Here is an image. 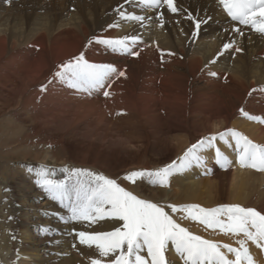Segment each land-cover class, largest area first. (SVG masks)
Segmentation results:
<instances>
[{"label": "bare ground", "instance_id": "6f19581e", "mask_svg": "<svg viewBox=\"0 0 264 264\" xmlns=\"http://www.w3.org/2000/svg\"><path fill=\"white\" fill-rule=\"evenodd\" d=\"M15 1L33 0H0V179L11 188L6 194L17 220L15 241L8 232L0 236L6 263L11 255L15 264L114 259L80 244L76 232L113 231L122 222H65L61 217L70 215L68 209L35 183L42 166L52 179H66L65 168L97 169L126 186L128 173L179 165L193 144L228 129L264 145V123L240 111L264 117V34L231 20L219 0H175V13L164 4L146 8L141 0H49L45 16L31 17L15 13ZM70 1L77 9L66 12ZM121 11L145 19H125ZM197 20L207 22L194 35ZM124 36L139 37L131 46L139 56L98 43ZM226 44L232 45L227 51ZM81 54L90 63L114 65L125 76H113L91 94L55 77L61 65ZM216 145L229 166L222 167L214 150H207L204 165L174 171L167 186L136 182L128 191L163 206L192 233L238 247L242 237L208 229L168 207L239 204L264 213V172L242 168L234 146L219 139ZM10 224L0 222L4 231ZM45 226L50 234H43ZM249 249L256 264H264V250L252 242ZM141 254L147 257L146 250ZM166 257L169 264H184L171 245Z\"/></svg>", "mask_w": 264, "mask_h": 264}, {"label": "snow or ice", "instance_id": "6c2138e0", "mask_svg": "<svg viewBox=\"0 0 264 264\" xmlns=\"http://www.w3.org/2000/svg\"><path fill=\"white\" fill-rule=\"evenodd\" d=\"M128 2L131 3V0ZM141 3L146 8H158L164 4L171 12L178 11L175 0H141ZM219 4L231 20L264 34V0H219ZM119 14L129 20L145 19L142 15L126 14L123 11ZM160 19L163 26V14ZM189 19L194 18L189 16ZM202 22L207 21L195 22L194 35L198 34ZM235 30L240 32L239 28ZM138 41L137 36H124L118 39H99L98 43L107 45L115 53L139 56V52L132 51L131 47ZM231 47V44H226L224 50L227 51ZM236 50L240 51L239 48ZM60 69L55 73V77L70 87L82 89L89 94L93 90L104 88L113 76H125V72L118 70L114 65L90 63L83 54L61 65ZM108 86L110 87V84ZM42 90H46V86ZM252 91L255 92L256 89ZM103 95L107 97L111 93L104 91ZM240 111L248 119L264 123V117L250 115L243 108ZM218 139L229 147L234 146L242 168L264 172V145L253 142L235 129H228L217 135L204 137L193 144L186 150L179 165L173 163L156 171H133L124 179L132 184L139 179H145L152 184L167 186L174 171H181L193 165H204L206 157L202 153L207 150H214L216 162L222 167H227L231 161L221 148L217 147ZM64 171L68 173L66 179H52L47 167L42 166L36 172L35 180L53 201L68 209L70 215L61 219L65 222L87 221L90 224L105 219L122 222V227L113 231L76 232L80 244L95 246L102 258L114 257L107 262L104 259H93L92 264H169L166 252L170 245L183 259L184 264H256L249 249V242L264 250V213L254 207L239 204H225L214 208H205L198 204L168 206L173 213H185L184 219L198 221L206 228L219 230L224 235L242 237L237 240L239 246L234 247L192 233L188 228L181 226L163 206L140 198L122 187L117 180L102 173L80 168H65ZM51 231L47 226L42 228L43 234H50ZM145 250L147 257L141 254ZM228 253H231L233 258H229Z\"/></svg>", "mask_w": 264, "mask_h": 264}, {"label": "rangeland", "instance_id": "374dc122", "mask_svg": "<svg viewBox=\"0 0 264 264\" xmlns=\"http://www.w3.org/2000/svg\"><path fill=\"white\" fill-rule=\"evenodd\" d=\"M90 2H93V0ZM67 3H68L67 4L68 6L65 7L66 12L75 11V9H77V3H73L72 1L67 2ZM12 5H14L15 13L20 14V15H26L29 17H31L33 14L39 15V16H42V15L45 16L49 12V10L51 9V4L49 3V0H33V1H27L25 3L21 2V1H15L12 3ZM121 5L122 4H120V7H122ZM56 10L60 11L61 7H58ZM10 13H11V8H10ZM3 154H4V147H3V144L1 141L0 142V156H2ZM80 169H82V168H80ZM89 170L96 172V173H101L100 170H97V169H89ZM142 170H144V169H142ZM156 170H159V169H154L153 171H156ZM5 178H7V177H5ZM137 182L144 183L148 187H155L156 186V184L149 183L145 179H139V180H137ZM121 186L126 188L127 190H129L130 188L133 189L134 184H132L131 182L128 181L126 183V186H123V185H121ZM10 190H11V188L4 183V180L0 179V205L2 202L7 203L6 206H4L2 208L3 214H0V222H3L4 224L11 223L10 227L6 231H4V228H2L0 226V236L2 235V232H8V233H10L11 236H13V240L15 241V233H16V225H17L16 221L17 220H16L15 214L13 212H11V207L14 204V202L11 199V195L6 194V192H8ZM13 197H14V195H13ZM142 199L147 200V198H145L144 196ZM181 226L185 227L184 225H181ZM0 243H1V246L4 245V242H2L1 239H0ZM12 256H14V255L10 256L11 261L9 263L8 262L6 263L0 257V264H15L16 260H14L15 258Z\"/></svg>", "mask_w": 264, "mask_h": 264}]
</instances>
